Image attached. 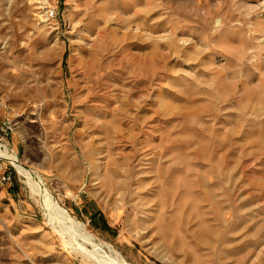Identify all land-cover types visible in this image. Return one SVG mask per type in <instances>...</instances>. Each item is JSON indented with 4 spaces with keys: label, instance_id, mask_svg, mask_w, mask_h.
Masks as SVG:
<instances>
[{
    "label": "rangeland",
    "instance_id": "1",
    "mask_svg": "<svg viewBox=\"0 0 264 264\" xmlns=\"http://www.w3.org/2000/svg\"><path fill=\"white\" fill-rule=\"evenodd\" d=\"M0 145V264H264V0H0Z\"/></svg>",
    "mask_w": 264,
    "mask_h": 264
},
{
    "label": "bare ground",
    "instance_id": "2",
    "mask_svg": "<svg viewBox=\"0 0 264 264\" xmlns=\"http://www.w3.org/2000/svg\"><path fill=\"white\" fill-rule=\"evenodd\" d=\"M0 154L5 158V159H8V160H14V158L12 157V156H10V155H8V154H6V152L5 151H3L2 153L0 152ZM14 162H16L17 164H18V166L22 169V171L24 172V174H26V176L30 179L29 180V182L33 185V187L35 186L36 188L37 187H40L42 190H44V188H43V185H42V183L38 180V178L36 177V175H35V173L33 172V171H30V170H28V169H25L20 163H19V161H14ZM39 188V189H40ZM35 189V188H34ZM33 189V190H34ZM36 191V190H35ZM40 192V191H39ZM44 192V191H43ZM42 193V192H41ZM44 193H46V192H44ZM38 196H40V195H38ZM41 197V196H40ZM39 197V198H40ZM44 197V196H43ZM50 197V196H49ZM48 197V198H49ZM48 200V199H47ZM51 201V200H50ZM43 204V203H42ZM52 204V203H51ZM48 205V204H47ZM47 207H49V206H47ZM45 209V208H44ZM46 211V210H45ZM49 211V210H48ZM54 211V210H53ZM52 211V212H53ZM47 212V211H46ZM51 212V213H52ZM59 212H60V214L63 216V218L65 217V218H67L68 216H67V213H66V210H64V209H59ZM50 213V212H49ZM68 220V219H67ZM78 223V222H77ZM80 224V223H79ZM79 226V225H78ZM84 230H85V227L81 224L80 225ZM79 226V227H80ZM78 227V228H79ZM80 229V228H79ZM82 230V229H81ZM86 236V235H85ZM90 236V235H89ZM86 240V239H85ZM91 240V239H90ZM93 246V245H92ZM98 252V251H97ZM97 256H95V258H96ZM99 258V257H98ZM100 259V258H99ZM118 259V258H117ZM122 259V258H121ZM120 258L118 259L119 260V264H126V262L125 261H122ZM105 260V259H104ZM115 262V261H114ZM100 263V262H99ZM104 263V262H103Z\"/></svg>",
    "mask_w": 264,
    "mask_h": 264
},
{
    "label": "built area",
    "instance_id": "3",
    "mask_svg": "<svg viewBox=\"0 0 264 264\" xmlns=\"http://www.w3.org/2000/svg\"><path fill=\"white\" fill-rule=\"evenodd\" d=\"M47 17H48V19H52V18L55 17L54 9L51 8V9H48V10H47ZM4 127H5V128H9V127H8V124H7L6 122L4 123ZM0 146H2V145H0ZM9 179H10V177L7 176V175H3V176H2V180H5V181H6V180H9Z\"/></svg>",
    "mask_w": 264,
    "mask_h": 264
}]
</instances>
